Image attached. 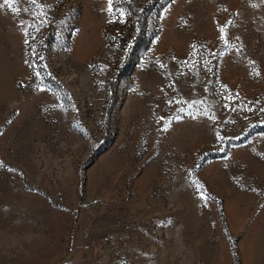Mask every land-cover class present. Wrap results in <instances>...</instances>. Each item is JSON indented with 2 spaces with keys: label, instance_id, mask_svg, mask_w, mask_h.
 <instances>
[{
  "label": "rangeland",
  "instance_id": "1",
  "mask_svg": "<svg viewBox=\"0 0 264 264\" xmlns=\"http://www.w3.org/2000/svg\"><path fill=\"white\" fill-rule=\"evenodd\" d=\"M0 264H264V0H0Z\"/></svg>",
  "mask_w": 264,
  "mask_h": 264
},
{
  "label": "trees",
  "instance_id": "2",
  "mask_svg": "<svg viewBox=\"0 0 264 264\" xmlns=\"http://www.w3.org/2000/svg\"><path fill=\"white\" fill-rule=\"evenodd\" d=\"M167 3V2H166ZM164 3V5L166 4ZM162 5L160 9L164 6ZM125 12L127 14V26H126V33L128 37L131 38L130 41L125 42L122 41L123 46L121 47L122 50L119 53V60L121 61V68L117 69L115 72V76L120 74L122 68L128 63L129 57L133 51H135L139 46H141L144 42V35L142 33L143 27V14L140 12L137 14L135 4L130 1L124 5ZM147 8L144 6L142 12Z\"/></svg>",
  "mask_w": 264,
  "mask_h": 264
},
{
  "label": "snow or ice",
  "instance_id": "3",
  "mask_svg": "<svg viewBox=\"0 0 264 264\" xmlns=\"http://www.w3.org/2000/svg\"><path fill=\"white\" fill-rule=\"evenodd\" d=\"M33 2H35V0H33ZM112 9V0H109V10Z\"/></svg>",
  "mask_w": 264,
  "mask_h": 264
}]
</instances>
